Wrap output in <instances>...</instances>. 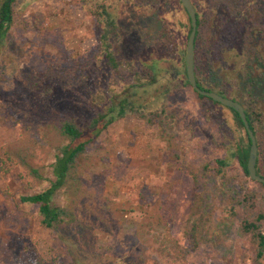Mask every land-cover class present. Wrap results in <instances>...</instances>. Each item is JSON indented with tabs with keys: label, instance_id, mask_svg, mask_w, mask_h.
<instances>
[{
	"label": "rangeland",
	"instance_id": "rangeland-1",
	"mask_svg": "<svg viewBox=\"0 0 264 264\" xmlns=\"http://www.w3.org/2000/svg\"><path fill=\"white\" fill-rule=\"evenodd\" d=\"M162 1H14L13 23L0 46V264H76L59 232L41 224L38 205L20 200L49 185L56 142L54 134L43 127V132H34L41 140L32 150L33 135L25 128V112L43 119L61 117L68 101L81 100L95 103L98 109L99 95L107 87L116 92L125 89L129 74L104 60L103 3L115 16L116 44L123 57L138 62L167 58L160 63L186 70L182 54H186L189 16L178 0ZM165 23L172 26L176 39L169 43L160 39ZM209 41L216 63L226 60L220 41ZM200 56L205 57L201 51ZM233 60H228L231 65ZM159 96V92L145 94L142 99L148 108L144 112L117 119L89 147L100 158L93 169L99 174L97 181L107 186L98 198L111 205L106 213L110 219L94 227L102 257L92 264H125L136 251L138 255L144 252L146 264H254V245L241 230L248 212L235 199L253 192L264 210V185L229 154L236 151L233 132H242L240 127L230 110L201 98L190 84L179 83L165 97V112L152 116L149 111L163 103ZM23 157L38 170L36 175L20 164ZM221 157L230 159L224 177H207V182L196 185L191 169H202L207 163L214 166ZM164 183L172 185L167 203L174 217L161 227V233L184 246H188L184 231L193 196L207 189L203 198L211 213V235L183 260L145 250L146 244L134 234L146 206L141 212L131 211L128 202H140L142 195L161 196ZM70 195L66 189L56 201L64 203Z\"/></svg>",
	"mask_w": 264,
	"mask_h": 264
},
{
	"label": "trees",
	"instance_id": "trees-1",
	"mask_svg": "<svg viewBox=\"0 0 264 264\" xmlns=\"http://www.w3.org/2000/svg\"><path fill=\"white\" fill-rule=\"evenodd\" d=\"M14 1L0 0V46L4 44L13 23ZM145 1L148 4L163 2L162 0ZM102 13L106 18L105 28L100 37L105 47L104 60L115 70L129 74L130 78L125 89L116 92L107 87L99 95L102 103L98 109H94L95 103L90 105L84 100L68 101L67 112L61 117L49 115L43 119L37 114L31 116L26 111L24 120L26 130L33 135L32 150L41 140L36 138L34 132H43V127H46L44 128L46 132L54 134L56 142L51 164L52 177L47 178L49 185L42 191L22 195L20 200L23 203L38 205L41 224L59 232L76 264L87 263L85 262L87 260H91L90 264L92 260L98 263L101 261L102 256L97 251L99 236L94 233V227L110 219L106 215L107 211L111 210L110 203L98 198L106 192L107 186L102 181H97L99 174L93 170L94 165L100 162V158L89 152L90 145L117 119L133 112H144V109L148 108L147 102L142 99L145 94L159 92V97H162L163 103L149 111L150 115L156 116L165 112V97L172 93L179 83L190 84L187 68L184 71L180 68L173 70L168 66L169 63H160L161 60L167 61V58L138 62L123 57L120 46L116 44L118 25L115 16L104 3ZM189 27L191 29L190 19ZM163 39L165 43L172 40L166 31ZM209 40L220 41L218 44L222 45L221 50L226 60L223 61L222 58L217 60L218 65L213 57L214 48ZM173 46L175 50V44ZM200 51L205 57L200 56ZM184 58L187 65L186 54H182V59ZM232 58L234 60L231 65L229 61ZM183 73L185 76H182ZM195 74L202 88L216 91L243 103L251 128L257 136L259 148L257 172L264 176V88L262 86L264 0H210L209 6L206 4L199 7L195 41ZM55 88L56 86L53 85L51 90L55 91ZM198 95L221 104L208 96L199 93ZM240 96L242 99H239ZM96 104L99 106V103ZM223 106L230 110L242 131L233 132V138L237 140L234 143L236 151L232 150L233 152L229 154L236 157L244 171L248 173L251 139L239 113L233 108ZM77 112L82 115H77ZM245 139L248 140L247 144L244 143ZM26 158L23 157L20 164L27 166L30 172L37 173L38 170ZM216 162L214 166L207 163L202 169L201 167L191 169L196 185L207 182V177H224V169L230 166V159L221 157L217 158ZM165 185L164 193L162 192L159 197L142 195V201L128 202L131 211L141 212L142 206H146L139 216L134 234L140 242L146 244L145 250L151 249L159 254L165 252L167 256L183 260L211 235L212 226H209L212 221L211 213L203 198L207 189L193 196L187 228L184 231L188 246H184L173 237L161 233V227L168 225L174 217L173 210L167 203L169 199L167 193L172 185ZM66 189L71 191L67 201L64 203L56 201L58 194L64 193ZM235 201L248 212L241 221V230L249 236L254 245V264H264V210L259 206L260 204L257 205L256 194L253 192L249 194L245 192ZM235 207L232 208L233 213ZM138 254L139 251H136L131 257H125V264H146V260L143 259L144 252Z\"/></svg>",
	"mask_w": 264,
	"mask_h": 264
},
{
	"label": "water",
	"instance_id": "water-1",
	"mask_svg": "<svg viewBox=\"0 0 264 264\" xmlns=\"http://www.w3.org/2000/svg\"><path fill=\"white\" fill-rule=\"evenodd\" d=\"M181 1L185 6V8L187 9L192 21V30L189 35V39L187 42V49H186L187 76L190 85L199 94L208 96L225 106L233 108L239 113L241 119L244 122L249 137L251 139L250 154L247 163L248 174L252 179L264 183V176L257 172L258 149H259L257 136L254 130L251 128L243 103L240 102L239 100L224 96L216 91L202 88L197 82L196 74H195V41H196L197 29H198L197 12L192 0H181Z\"/></svg>",
	"mask_w": 264,
	"mask_h": 264
},
{
	"label": "flooded vegetation",
	"instance_id": "flooded-vegetation-1",
	"mask_svg": "<svg viewBox=\"0 0 264 264\" xmlns=\"http://www.w3.org/2000/svg\"><path fill=\"white\" fill-rule=\"evenodd\" d=\"M179 1L181 2V4H182L184 10L186 11V13L188 14L189 19H190V22H191V29H189V34H188V39H189V35H190V33H191V30H192V21H191V17H190V15H189L187 9H186L185 6L183 5L182 1H181V0H179ZM202 1H205V2H204L205 5L207 4V5L209 6V4H210V0H192L194 6H195V8H196L197 19H198V14H199V6H198V4H200ZM200 5H201V4H200ZM170 10H171V9H170ZM171 11H172V10H171ZM197 30H198V29H197ZM164 31H166V33L169 35V37H170L171 39H175V37H174V32H173V29H172V26H169L168 23H165V24H164V27L161 28V32H160V33H161V36H160V39H163ZM175 40H176V39H175ZM187 42H188V41H187ZM186 49H187V47H186ZM186 62H187V61H186ZM186 68H187V65H186ZM240 102H241V101H240Z\"/></svg>",
	"mask_w": 264,
	"mask_h": 264
}]
</instances>
